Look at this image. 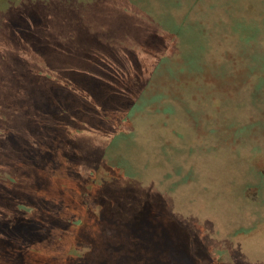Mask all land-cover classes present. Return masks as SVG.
I'll use <instances>...</instances> for the list:
<instances>
[{
  "label": "rangeland",
  "instance_id": "1",
  "mask_svg": "<svg viewBox=\"0 0 264 264\" xmlns=\"http://www.w3.org/2000/svg\"><path fill=\"white\" fill-rule=\"evenodd\" d=\"M48 139L82 216L42 195ZM120 218L171 264H264V0H0V264H35L49 223L111 264Z\"/></svg>",
  "mask_w": 264,
  "mask_h": 264
},
{
  "label": "trees",
  "instance_id": "2",
  "mask_svg": "<svg viewBox=\"0 0 264 264\" xmlns=\"http://www.w3.org/2000/svg\"><path fill=\"white\" fill-rule=\"evenodd\" d=\"M20 9L19 12H21ZM6 17V16H5ZM8 18V15H7ZM6 18V19H7ZM18 18V16H17ZM17 18H10L12 21H16ZM162 27V23H159ZM168 52V49L162 48L159 52L160 55H165ZM163 55V56H164ZM176 73H174L175 75ZM138 75V74H134ZM168 75V73L164 74ZM161 76L160 78L164 77ZM173 75V74H172ZM157 77H152L149 74V77H146V81L144 82L145 87L153 88L155 90L154 85L155 82L160 79ZM167 78V77H166ZM163 79V78H162ZM152 89V91H153ZM165 91L158 89V94L155 96V100H159L160 98L165 97ZM154 98L152 101H155ZM133 103L129 104L128 109L132 110L137 102L136 98H132L131 100ZM54 104V103H52ZM153 103H151L152 105ZM54 109L57 107L54 104ZM40 130V129H39ZM38 133L37 131H34ZM41 132V130H40ZM41 134V133H38ZM53 137V136H52ZM51 137V138H52ZM50 139V138H49ZM47 142H42L41 147L44 148L46 154V161H49V164L54 168L55 166V173L53 176V184H50L49 190H42V195H46L45 197L50 200L51 198H55L56 200L60 201L63 205L62 214L66 216V213L73 210V207H76L77 216H82L83 211L89 209L90 202L87 199V193L83 188V184L81 180L74 176L69 168L70 158L66 154L65 150L61 147H53L48 145ZM70 147L68 146V149ZM70 150V149H69ZM104 178V179H102ZM107 179V182L111 180L107 175H102V177L97 180L100 182V185H104V180ZM102 185V186H103ZM91 198L94 196L92 194ZM82 212V213H81ZM117 217V216H116ZM122 219V218H120ZM123 220V219H122ZM128 227L131 229V238L130 242L127 245L118 246L116 251L118 255H114L113 261L111 264H171L167 258L160 256V247H162L163 242L160 241L159 246L149 241L148 238L144 236L150 235L154 238L153 231H145L146 233L140 232L138 228H133L126 220H123ZM45 222V221H44ZM48 223V222H46ZM52 227L47 237L40 238L34 242L32 246V250L29 252L30 257L35 262V264H74L77 263V260L81 259L84 248L86 247L85 243L82 239L79 238L78 232L76 229L68 226L65 228L61 225L51 224ZM142 234L144 238L142 241L141 239H137ZM154 241L155 238L153 239ZM143 243V245H142ZM142 245V246H141ZM160 256V257H159ZM29 257V258H30ZM169 262V263H168ZM75 263V264H76ZM34 264V263H31ZM99 264H110L108 259L102 260Z\"/></svg>",
  "mask_w": 264,
  "mask_h": 264
}]
</instances>
